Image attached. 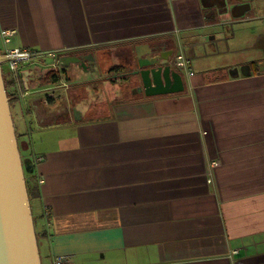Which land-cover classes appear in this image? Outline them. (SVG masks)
<instances>
[{
  "label": "crops",
  "instance_id": "crops-1",
  "mask_svg": "<svg viewBox=\"0 0 264 264\" xmlns=\"http://www.w3.org/2000/svg\"><path fill=\"white\" fill-rule=\"evenodd\" d=\"M237 4L232 18L249 7ZM211 6L0 0L9 46L36 53L20 68L12 105L32 169L25 179L41 261L44 252L46 264L58 256L68 264H264V74L215 77L210 54L198 56L196 72L191 41L217 35L227 20L224 0L218 19ZM167 45L190 59L182 92L147 97L102 75L157 61ZM119 48L130 62L119 60ZM51 50L60 71L79 77L78 57L91 79L54 85L46 79Z\"/></svg>",
  "mask_w": 264,
  "mask_h": 264
},
{
  "label": "water",
  "instance_id": "water-1",
  "mask_svg": "<svg viewBox=\"0 0 264 264\" xmlns=\"http://www.w3.org/2000/svg\"><path fill=\"white\" fill-rule=\"evenodd\" d=\"M20 58L26 55L0 56V264H41L25 179V173L32 169L21 158L1 67L8 59ZM75 62L85 67L80 58L75 57ZM158 63L160 60H138V68L127 74L139 77L147 97L184 91L182 75L169 65L157 66Z\"/></svg>",
  "mask_w": 264,
  "mask_h": 264
},
{
  "label": "rangeland",
  "instance_id": "rangeland-1",
  "mask_svg": "<svg viewBox=\"0 0 264 264\" xmlns=\"http://www.w3.org/2000/svg\"><path fill=\"white\" fill-rule=\"evenodd\" d=\"M237 1L239 2V0H234V1L233 0H228L227 2H228V4L230 6H234L232 4H235ZM251 4H252V9L254 10L255 14L257 15L256 18L246 17L244 19V21H241V22H238L237 21L236 22L237 19L232 18L229 15V13L227 12L229 10H227V8L225 7V10H226L225 12H227L225 15H227V17L226 16H224V17L227 20H224V22H222L223 25L217 26V27H215L213 29L218 34L215 35L214 32H212V30H211V31L206 32L204 35H201V40L196 41L195 38H194L191 41L192 43L190 44V48L193 47V50L195 52V56H197V57L191 59V63L193 64V67L195 69L197 68L196 69V72H203V69H199L198 67L195 66V64H197L201 60H204L205 57H198V56H203L205 54H210L209 56H207V60H205V61H207L210 66H213L212 68L209 66L208 72L211 75H214L215 77H218V76H221V75H226V72H225L226 71V68H228L229 66H231L233 64H239V63L241 64L243 61L249 62L250 59H253V58H257V57H261L262 56L261 53H260V51L255 50L252 47L253 44H254L253 37L255 36V34H256V32L258 30H262V26H261V19H262V17H258V14H257V13H259L258 12V9H257V7H259V3H256V0H253V2ZM212 12L216 16V18H217L218 15H220L222 13V11H219L217 9L215 10L214 8H212ZM229 21H232V22H229ZM222 27H224L225 29L228 30V33L227 34L225 33V31L220 32V29H222ZM214 36L217 37V38H215V39H217L216 40V43L218 41H220V40L223 41L222 46L220 44H218V43L217 44H214V42H212L214 40ZM216 45H217V49H216ZM201 46L202 47L206 46L207 50H210L211 53L202 51L201 48H198L200 51H197L196 49H194V47H201ZM110 48H111L110 46L107 47V49L109 51V54L111 52V49ZM51 51H53V50H51ZM46 52H49V51H46ZM53 52L57 56V59H58V67L62 68L61 67L62 64H61V62L59 60L58 53L56 51H53ZM125 53L126 54L127 53L128 54H131L129 52L124 51V48H119V50L116 51V54L119 55V57H118L119 60L121 62H123V63H124V61L125 62H128V60L126 61L123 58L126 55ZM178 53H179L178 57L179 56H182V57L184 56V53L183 52H180V51H178L175 48L174 55H173V58H172V63H171L172 66L171 67L172 68H175L176 71H178L182 75L183 80L185 81V76H186L187 72L185 73V71L182 70V68L180 66V61H179L178 57H177V60H176L177 62H174L173 61L175 59V56ZM111 55H112V53H111ZM122 55H123V57H122ZM49 59H50V61L52 60L51 57H49ZM121 62H119V63H121ZM233 62H235V63H233ZM6 63H7V61H4L1 64V67L3 69H6V72H7L8 70H7ZM200 64H202V63H200ZM94 66H96V65H94ZM113 66H116V65H113ZM119 66H121V65H119ZM135 66H136L135 62H132V63H130L127 66H122V69H123L124 72H128V70H131ZM50 67H51V62H50ZM111 67L112 66H110L108 68V70L106 71L107 73L104 72V73H102V75H104L105 77L106 76L111 77L112 75H115L117 73H121V72H112L111 73L109 71ZM86 68H87V65H85V67H81V68L78 69L79 70V74H78L79 77H74L73 76V73L71 71H67V72L63 71V72H60V73H54L53 74V78H52V79H54V81L52 79H51V81L53 82L54 85H58V83H59V84H61V86H63V83H66V82H73L71 84H74V83H77V81L80 80V79H82V80H89V79H91V76H92L93 73L90 70H86ZM189 69L190 68L188 67L187 68V71H189ZM51 70H53L52 67H51ZM56 70H54V71H56ZM132 71L133 70H131V73H132ZM95 72H97V71H95ZM262 73L264 74V70H262ZM230 75H233V74H230ZM4 76H3V81H4V87L6 89V95L8 97H11L12 95L9 94V92H8V90L6 88V85H5L6 78H4ZM104 79H102V80H104ZM102 80H100V81H102ZM105 80L107 82L113 84V85H122V88H123L124 91H127L126 90L127 88L129 89V87H128L129 86L128 85V81L126 82L124 79L120 78V76H117L115 78L112 77L110 79H105ZM45 81L48 82L47 80H45ZM124 85L126 87H124ZM42 86L43 85H40L37 88H41ZM43 97H44V93H43ZM17 107H18V105L16 103H14V106L12 105V109H11L12 110L11 111L12 112V117H14V121H15L16 124L18 123V117H17V111H16L17 110ZM21 152L23 154V151H20V154H21ZM215 162L218 163V161H215ZM37 243H38V238H37ZM38 250H39V253H40L39 244H38ZM40 263L41 264L42 263L43 264H46L47 263L46 257L44 256V252L42 253V261L40 259Z\"/></svg>",
  "mask_w": 264,
  "mask_h": 264
},
{
  "label": "flooded vegetation",
  "instance_id": "flooded-vegetation-1",
  "mask_svg": "<svg viewBox=\"0 0 264 264\" xmlns=\"http://www.w3.org/2000/svg\"><path fill=\"white\" fill-rule=\"evenodd\" d=\"M222 1L223 0H203V3L205 6H208V7L210 4H212V6L210 8L214 7L215 9L218 10L219 9L218 4H220ZM227 1L228 0H224L225 7L227 8V10H229V11H227L229 13V15H232L231 13H233V11H232L233 6H230ZM252 2H253V0H241L240 2H238L237 5L244 4V5H248L249 7L246 8V6H245V8L235 9L237 13L242 12L239 16H234V19H237L236 22L237 21L238 22L244 21V19L246 17H250V18H256L257 17L254 10L252 9V4H251ZM256 3H259V7H257L259 13H257V14H258V17H262V19H261L262 30H258L256 32L255 36L253 37L254 44L252 47L255 50L260 51L262 56L250 59L249 62L243 61L241 64L239 63V64H233V65L229 66L228 68H226V71H225L226 74H228V76L230 74H235V75L260 74V73H262V70H264V0H256ZM232 5H234V4H232ZM225 11H224V14L227 13ZM217 24H218V22L216 23V25ZM220 25H222V24H220ZM214 39H215V36H214ZM220 42L223 43L222 40H220ZM214 44H217L216 41L214 42ZM166 49H167L168 53L165 55V57L157 59V60H160V63H158L157 66L169 65L171 69L176 70L175 68L171 67L172 66V64H171L172 58L174 55L175 48L167 45ZM216 49H217V45H216ZM124 51H126V49H124ZM126 52H128V51H126ZM178 55H179V53L175 56V59L173 60L174 62H177L176 60H177ZM122 57H123V55H122ZM123 58L126 61L127 60L131 61V56L128 53ZM183 59H184L186 68H188L189 64H190V59L186 55L183 56ZM162 63H164V65H162ZM137 68L138 67L136 65L131 70H135ZM131 70H128V72ZM3 73H4V75L7 74L6 69H3ZM122 73L123 72L117 73V74H122ZM122 77H124V76H120V78H122ZM125 78H126V80H125L126 82L128 81L131 83V85L134 89V94L144 95L142 84H141L138 76L127 75V76H125ZM140 88H141V90L139 91Z\"/></svg>",
  "mask_w": 264,
  "mask_h": 264
},
{
  "label": "built area",
  "instance_id": "built-area-1",
  "mask_svg": "<svg viewBox=\"0 0 264 264\" xmlns=\"http://www.w3.org/2000/svg\"><path fill=\"white\" fill-rule=\"evenodd\" d=\"M12 36V32L9 30H0V56H15V55H26V58H20V59H8L6 60V66H7V77L9 80L13 81V90L14 93L16 95L17 90L20 86L19 83V71L20 68L22 67V64L30 61L32 58H36L35 54L33 51H31L29 48H25V47H10L9 46V42H10V38ZM46 56L51 57V67L54 73H60L59 67H58V59L56 54L53 51H49L44 53ZM179 61H180V66L182 68V70L185 71V73L187 72V74L189 76L193 75L192 71H187V68L185 66V62L182 56L178 57ZM57 69V70H56ZM56 70V71H54ZM63 85H67L66 83H63ZM13 91L11 90V93ZM13 97V96H11ZM218 165L217 162H212L210 163V167L214 168ZM51 264H68V260L65 257L62 256H58V257H54L52 259Z\"/></svg>",
  "mask_w": 264,
  "mask_h": 264
},
{
  "label": "trees",
  "instance_id": "trees-1",
  "mask_svg": "<svg viewBox=\"0 0 264 264\" xmlns=\"http://www.w3.org/2000/svg\"><path fill=\"white\" fill-rule=\"evenodd\" d=\"M109 71L111 73L112 72H123V73H125L123 71V69H122V66H112ZM2 72H3V68H2ZM60 72H63V70H61ZM53 74H54L53 71H49L48 75L46 76V79H48L50 81L53 78ZM3 76H4V73H3ZM122 76H124V78L122 77V79L126 80V78H125L126 75H122ZM4 78H6L5 85H6V88H7L8 92H9V94L12 95L13 97H15V93H14V90H13V81L9 80L6 75L4 76ZM52 80L54 81V79H52ZM11 90L13 91L12 93H11ZM13 97H10V102H9L10 103V108H11V106L13 104L12 103L13 102V100H12ZM28 195H29V191H28Z\"/></svg>",
  "mask_w": 264,
  "mask_h": 264
}]
</instances>
